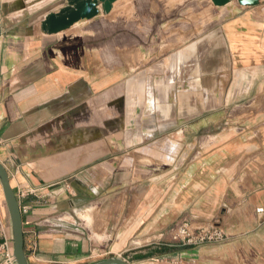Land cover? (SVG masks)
<instances>
[{
    "label": "crops",
    "instance_id": "crops-1",
    "mask_svg": "<svg viewBox=\"0 0 264 264\" xmlns=\"http://www.w3.org/2000/svg\"><path fill=\"white\" fill-rule=\"evenodd\" d=\"M66 3L0 0V163L28 263L264 264V0H118L42 33ZM181 222L223 240L173 246ZM4 244L0 187V264Z\"/></svg>",
    "mask_w": 264,
    "mask_h": 264
},
{
    "label": "water",
    "instance_id": "water-1",
    "mask_svg": "<svg viewBox=\"0 0 264 264\" xmlns=\"http://www.w3.org/2000/svg\"><path fill=\"white\" fill-rule=\"evenodd\" d=\"M118 0H67L66 6L57 13L49 14L40 24L42 33L56 35L68 30L82 20L96 17L100 11L108 14ZM232 0H211L212 4L222 7ZM260 0H237L240 6H255ZM100 7V9H99ZM0 187L8 211L12 230V257L15 264H29L24 252L21 211L10 186L5 168L0 163ZM93 264H128L120 258H109Z\"/></svg>",
    "mask_w": 264,
    "mask_h": 264
},
{
    "label": "built area",
    "instance_id": "built-area-1",
    "mask_svg": "<svg viewBox=\"0 0 264 264\" xmlns=\"http://www.w3.org/2000/svg\"><path fill=\"white\" fill-rule=\"evenodd\" d=\"M263 210L257 209V213H261ZM172 245H179L182 247L198 246L206 243H215L223 240L222 234L219 231L195 233L190 230L187 222H181L171 232ZM3 262L1 264H15L13 261L12 253L6 247L3 246Z\"/></svg>",
    "mask_w": 264,
    "mask_h": 264
},
{
    "label": "trees",
    "instance_id": "trees-1",
    "mask_svg": "<svg viewBox=\"0 0 264 264\" xmlns=\"http://www.w3.org/2000/svg\"><path fill=\"white\" fill-rule=\"evenodd\" d=\"M168 251H170V250H168V249H166V248H163V249L161 250V253H167Z\"/></svg>",
    "mask_w": 264,
    "mask_h": 264
},
{
    "label": "rangeland",
    "instance_id": "rangeland-1",
    "mask_svg": "<svg viewBox=\"0 0 264 264\" xmlns=\"http://www.w3.org/2000/svg\"><path fill=\"white\" fill-rule=\"evenodd\" d=\"M170 244L172 245L171 238H170ZM173 246H175V245H173ZM170 264H173V263L170 262ZM175 264H180V263H175Z\"/></svg>",
    "mask_w": 264,
    "mask_h": 264
}]
</instances>
